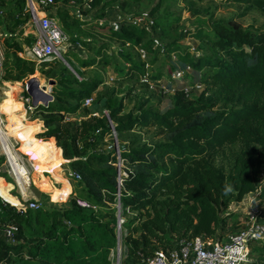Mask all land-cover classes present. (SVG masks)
Wrapping results in <instances>:
<instances>
[{"label":"trees","instance_id":"1","mask_svg":"<svg viewBox=\"0 0 264 264\" xmlns=\"http://www.w3.org/2000/svg\"><path fill=\"white\" fill-rule=\"evenodd\" d=\"M230 1L255 7L264 14V0ZM141 2L53 0L55 5L79 7L83 15L94 11L97 18H104L106 9L114 3L130 12ZM0 5L8 6L5 21L20 28L27 24L25 0H0ZM83 5L86 10H82ZM57 14L64 26L68 20L78 25L85 23L70 15L68 8L58 7ZM99 28L122 46L153 55L149 58L151 65L160 55V46L155 45L156 40L150 38L145 26L129 20L118 30L109 25ZM184 35L204 45L210 54L195 58L175 43L167 44L165 53H176L178 59L171 72L182 74L165 84L172 94L156 98V108L144 109L146 101L137 114L124 113L121 99L114 100L98 90L101 80L74 76L64 82L69 89L53 88V100L47 105H33V112L41 113L42 129L32 128L22 134L19 151L34 162L52 154L57 155L54 164L68 161L69 175L81 193L68 208L26 207L21 212L16 207L20 202L6 197L12 187L0 181L3 197L0 196L8 201L0 199V231L7 226L17 229L9 240L0 236V264H112L110 252L117 242V193L122 214H137L124 224L128 236L121 264H143L156 250L184 238H222L229 221L235 227L239 225L237 215L226 212L229 204L240 203L253 194L256 201H264V31L242 30L229 20L214 23L208 31L196 28ZM25 42L32 45L34 37L26 36ZM8 48L15 52L8 68L15 73L12 80L33 75L35 63L17 56L23 52L20 45L11 43ZM100 49L95 53L98 61L79 60L80 67L109 65V58L100 54ZM118 57L127 68L117 69L116 78L139 82V77L147 72V63L136 60L139 54L133 56L123 50ZM188 69L197 77L188 76ZM162 77L161 71L150 75L152 83L159 86ZM188 83L202 87L197 98H188ZM156 93L161 94L159 90ZM89 99L91 102L86 105ZM78 113L86 119L79 118ZM136 128H155L164 142L149 147L118 145L120 156L130 169L118 187L115 149L101 147L113 133L117 137ZM39 142L45 146L28 150ZM72 173L78 174L79 179ZM77 200L91 208L78 206ZM247 218L245 215L244 221ZM256 219L264 223V209ZM137 232L140 235L135 238ZM257 253L258 259L252 264H264V246Z\"/></svg>","mask_w":264,"mask_h":264},{"label":"rangeland","instance_id":"2","mask_svg":"<svg viewBox=\"0 0 264 264\" xmlns=\"http://www.w3.org/2000/svg\"><path fill=\"white\" fill-rule=\"evenodd\" d=\"M190 1L194 2V4L190 5ZM7 7L0 5V51L2 53L0 120L4 122L3 127L0 129V161L2 162L0 164V181L12 187L7 192L6 197L8 200L18 201L20 202L19 206L22 207H27L30 203H33V209L40 207L46 209L68 208L72 199L80 195L81 188L77 186V182L73 181L69 175L68 161H64L63 163L61 161L57 166L58 163L54 164L57 160V155L52 154L43 161L34 162L30 160L28 154H23L19 151L20 144L18 139L22 134H25L32 128L42 129V122L39 118L41 113L36 114L33 110L27 109L25 101L27 98L23 95V93H27L30 96L29 99L32 104L31 95L27 90V82L30 79H37V82H34L36 86L38 88L45 87V92L51 96L54 87L69 89V86L64 82L70 80L72 76L78 79L98 78L102 82L98 90H101L102 93L106 92L114 100L121 99L124 105L123 112L131 111L135 115L140 111L139 107L146 101L148 103L144 105V109L149 106L156 108V98H159V96L161 98L168 97L172 93H156L154 95L155 91L143 87L137 80L129 82L117 79L116 76L119 72L116 70H126L127 68V65L118 57V52L123 50L136 56L138 51L132 50L128 46H122L120 43L109 39L107 34L100 30L99 27L108 26L109 23L120 26L129 20L131 22L141 20L139 21L140 26H147L150 38L156 40V46H160L158 49L160 55H158L156 62L152 65L149 63V58H152L153 55L149 56L146 54L143 60L147 63L146 70L150 75L161 71L163 75L162 80L165 84H169L173 80L171 70L172 67L178 65L176 53H165L167 44L175 43L182 49L188 50L195 58L204 53L210 54L204 45L186 37L184 35L186 31L195 30L196 28L208 31L213 28L214 23L227 22L229 20L237 23L242 30L264 31V14L260 10L247 5H240L230 0H142L130 12L121 9L119 3H114L106 9L104 18H97L94 11L83 15L79 7L73 6L69 8L62 4H54L48 9L57 11L58 7L69 8L70 15L85 23L78 25L68 20L65 27L69 33L70 40L65 47L61 48L65 52L64 54L62 51V59L51 60V62L44 64H35V73L33 75L20 81H13L12 78L15 73L8 70V68L12 66L15 52L13 49L8 48V44H19L24 51L29 47L25 42L26 36L24 34L25 32H31L33 28L29 23L22 25L20 28L16 27L11 21H5L4 11ZM86 8L85 5L82 6V10H86ZM99 49L100 54L109 58L110 64L105 65L100 63L92 67L81 68L79 60H99L98 56L96 57L95 55ZM17 56L19 57L18 54ZM136 60L142 61L140 56L136 57ZM187 72L188 76H196L195 73ZM51 81L52 85L49 84ZM188 88H191L187 93L189 99L197 98L202 91V87L195 88L191 83L188 85ZM36 104L41 105L43 102L39 101ZM15 114L18 117L12 119ZM78 117L86 119L83 113H78ZM5 132L10 136L8 137ZM33 135L35 137V132ZM3 138H8L11 146ZM159 142H164V139L157 135L155 128H136L131 132L119 134L117 137L116 135L107 137L101 148L108 150V148H116L118 145L129 146L132 144L134 147H149ZM44 146L43 142H39L37 146H31L28 150L33 147L41 149ZM18 159L25 164L31 173V186L28 189L19 181L20 178L15 168ZM32 164L35 165V168H32ZM126 168L129 169L127 165ZM124 170L126 171V169ZM262 172L264 177V167L262 168ZM13 173L19 183L18 188L14 183ZM49 188L53 190L50 191ZM1 196L0 199L5 201L2 198L3 196ZM254 198L255 194L248 195L240 203L229 204L226 212L236 214V221L239 225L235 227V225H231L232 221H229L223 237L237 231L239 226L244 223V216L249 212H259L264 209V201H256ZM136 217L137 214L132 212L125 214L126 220ZM139 235L140 233L137 232L133 236L138 238ZM127 236L128 233L123 237V240H126ZM259 247L256 246V249H253L254 251H250L249 253L251 264L258 259L257 250ZM123 248L121 246V255L125 251ZM119 257L121 256H118L116 251L113 254L110 252L112 264H121L122 257L118 259Z\"/></svg>","mask_w":264,"mask_h":264},{"label":"built area","instance_id":"3","mask_svg":"<svg viewBox=\"0 0 264 264\" xmlns=\"http://www.w3.org/2000/svg\"><path fill=\"white\" fill-rule=\"evenodd\" d=\"M53 5V0H25V12L28 14L27 23H29L33 29L29 33L25 32L24 35H33L34 42L23 52L18 53L21 59L34 62L35 64H42L51 62V60L63 58L62 51L64 54L65 52L64 49L62 50L61 48L68 44L70 36L59 18L57 11L48 9ZM68 7L70 8L73 6ZM139 21L141 20H137V22L134 23L140 26ZM108 25L114 30L120 28V26H116L113 23H109ZM145 27L148 29L147 26ZM137 51L143 61L146 56L145 52L139 49H137ZM1 62L2 53L0 51V72ZM187 71H189V69ZM181 74L182 72L179 71L174 72L172 74V79L179 78ZM139 82L146 85L149 90H159L162 94L168 92L165 83H162L160 86L152 83L148 72H145L144 75L139 77ZM189 89L191 88H185L186 94L189 92ZM25 101L27 109L33 110L34 104H31V100L27 98ZM90 102L91 99L86 100L85 104L88 105ZM113 135L116 134L113 133ZM114 149L116 153V162L114 166L117 170V184L118 187H120L122 185V178L126 177L128 173H130V170L126 168V163L120 156L118 146ZM15 168L18 172L20 183L28 189L31 186L30 171L19 159L16 162ZM124 169H126V171ZM72 175L76 179H79L78 174L72 173ZM13 179L16 186H18L19 183L14 173ZM76 203L82 208H91V206L84 201L77 200ZM114 206L116 208L115 233L117 242L115 248L111 250V254L116 251L118 256H121V246L124 247L125 242L123 237H125L127 231L124 225L126 219L125 215L122 214L119 193H117ZM16 207L17 210L21 212L26 209V207L22 206ZM27 207L33 209L34 204L30 203ZM127 213L129 214V212ZM257 213L258 211L249 212L246 215L248 218L244 221L242 227L222 238L195 237L193 239L184 238L174 241L170 247L156 250L143 264H251L249 260L250 251L256 246H264V223L256 219ZM16 230L14 226H7L0 231V236L2 235L9 240ZM123 249L125 250V247ZM120 258L121 257L118 259Z\"/></svg>","mask_w":264,"mask_h":264},{"label":"water","instance_id":"4","mask_svg":"<svg viewBox=\"0 0 264 264\" xmlns=\"http://www.w3.org/2000/svg\"><path fill=\"white\" fill-rule=\"evenodd\" d=\"M34 82H37V79L34 80V78H32L27 82V90L31 95L32 103L37 105L36 103L42 101L43 105H47L52 97L45 92V87L38 88ZM49 84L52 85V81Z\"/></svg>","mask_w":264,"mask_h":264},{"label":"bare ground","instance_id":"5","mask_svg":"<svg viewBox=\"0 0 264 264\" xmlns=\"http://www.w3.org/2000/svg\"><path fill=\"white\" fill-rule=\"evenodd\" d=\"M12 114H13V113H12ZM16 117H18V115L15 114V116L12 117V119H14V118H16ZM3 125H4V122L0 120V129L2 128ZM3 136H4V135H3ZM3 139L7 140L8 145L11 146V144L9 143L10 140L8 141V138H3ZM59 164H60V162H58L57 166H58ZM32 168H35V165L32 164ZM30 180H31V176H30ZM15 185H16V184H15ZM16 187L18 188V186H16ZM11 201H12V202H15V201H13V200H11Z\"/></svg>","mask_w":264,"mask_h":264},{"label":"crops","instance_id":"6","mask_svg":"<svg viewBox=\"0 0 264 264\" xmlns=\"http://www.w3.org/2000/svg\"><path fill=\"white\" fill-rule=\"evenodd\" d=\"M17 115V114H16ZM3 127V126H2ZM6 133V132H5ZM7 134V133H6ZM7 136L9 137L10 135L7 134Z\"/></svg>","mask_w":264,"mask_h":264}]
</instances>
